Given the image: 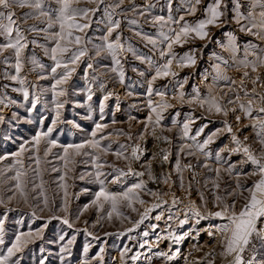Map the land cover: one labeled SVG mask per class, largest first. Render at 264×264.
<instances>
[{"label": "snow or ice", "instance_id": "1", "mask_svg": "<svg viewBox=\"0 0 264 264\" xmlns=\"http://www.w3.org/2000/svg\"><path fill=\"white\" fill-rule=\"evenodd\" d=\"M59 5L58 9L55 10V16L48 10H45L44 3L45 0H0V36L4 38V42L0 43V63L9 65V57L3 54L7 51H11L14 55L15 63L11 65L14 67L15 74L4 73L3 78L12 82L19 84V87L12 88V92L21 93L25 101L29 100L30 93L25 87L26 80L21 77L20 73L24 67V50L31 43L36 47H41L44 49L45 55L53 62V66L50 68L53 83L50 89L42 88L40 90L41 94L47 91L52 93V101L55 103L56 107V119H53V127H49L47 131H37L36 134L31 138V152L36 153L33 156L30 149L25 147V144H21L19 150L11 153L13 157V163L7 167L0 168V204L5 203L4 192H10L11 195L7 196V200L11 201L17 196L22 198L25 203L28 202V197L26 194V188L31 182L29 177V172L33 173L34 177H40L42 172L47 171V168L42 169V160L39 156L41 150L43 151V163L49 164L50 161L48 157L51 155L55 156L58 160L62 161L63 169L65 170L62 175L59 176V187L64 190L65 206L64 211L67 212V198L69 192L67 191L69 185L65 183L66 177L69 172L73 171V167L77 163V157H87L91 161L92 168L95 169L94 172L88 173L89 182L99 185V190L95 192L94 198L91 200L90 205L95 207L98 213L96 223L93 225L95 227L103 219L106 218L111 221L113 216L117 219H128L121 209L128 208L133 212L137 209L134 205L139 204L144 207V211L139 213V219L133 222V226L125 230V232H133L145 220L150 218L151 213L156 209H162L160 214L155 215L153 218L156 221L164 219L165 211L168 213L167 220H175L179 226H184L188 224L190 220L194 219L195 223L198 225L202 220H218L217 223L211 226L207 230V235L211 238L217 240L218 245L221 248L219 256L224 259L226 264H264V259H257V252L259 250H264V93L257 92L255 85L261 83V76L259 74V69L264 68V48H259L258 46L247 42L243 45L244 57L242 59H237L236 53L240 50V45L237 43V36L233 32L224 33L226 37V43L220 44V46L228 51L232 55L233 63L239 67L245 69L243 71L242 78L240 80V85L238 89H229L230 91H235V98H229L228 93H217L215 88L220 81H224L229 84H236V81L231 80L217 64L214 66L215 76L213 77L212 85L208 86L206 94H201L198 87L193 88L191 94H186L183 91L184 84L187 82V77H184L182 81L177 80L178 88L176 89V94H174L171 99L176 100L180 104L195 105L199 109L205 111L209 115H222L225 118L229 116L230 113L240 112L242 115H235L236 124L240 125L242 120H249L248 124H244L243 127L233 130L232 124L228 122L227 119L223 121V127L216 129L210 134L206 135L202 141L198 140L204 134L207 124L202 125L195 130L194 134H191V126L196 122L197 117L189 112L184 114L185 120L179 125L182 131V138L192 141V143L183 144L180 148V152H185L188 156L202 155L205 159H209L213 156L212 151L209 146L215 143L216 138L221 135L230 136V145H225L220 150L214 153L215 162L218 165L227 164V167L223 168V171L230 177L234 178L235 188L231 191L228 188L224 189V196L215 195L214 207L218 210L212 211L207 207V201L204 199L203 194H201L200 199L204 210H201L200 206H197L196 202L190 199L191 196V185H189V190L187 191L188 203L184 206L183 219H180L181 212L179 210L173 212V209L177 205L183 203V201L177 197L175 194H171L170 206L169 201L163 199V195H168V193L161 194L159 190H151L147 188V182L144 179H139L136 183H132L127 186L122 191L113 192L107 187L108 177L111 176L110 183L112 184H123L128 177L142 178L147 176L148 180L157 181L158 177L154 175L152 170V160H156L158 155L154 153L152 155V160L142 164L144 168L143 171H136L133 167L134 163H139L141 158L147 152L146 148H141L139 144L135 145H125L120 144L119 149L112 151V143L103 144L102 141L107 140L112 133L107 136L99 135L103 133L104 129L108 127L107 124L96 123L95 127L91 131V138L78 144H67L59 145L55 139L51 138L54 126L57 124L60 117V109L64 107V103L60 101V97H65L67 95V90L64 85H67L71 80L73 74L76 72L77 67L85 57H89V52L94 51L95 55L89 57L90 60L96 61L98 59H109L111 60V67L108 68L107 65L104 67L108 68V71L114 73L121 84L125 81V72L121 57L125 56L127 53H131L132 56L146 63L150 70H152V75L147 81V107L150 112L147 120L144 122V132H141L138 136L139 140H144L146 134H149V126H151L150 134L157 141L163 140L165 143L170 144L171 140L167 136H162L157 133L159 128L161 132L165 129L162 126V121L164 120L163 113L169 108L174 107L172 103L166 99L167 92L160 91L153 88V84L156 80L172 77L176 78L179 76V72L176 69L191 68L197 63V49H189L188 52L184 54H178L174 51V46L183 47L185 44L193 40L209 41L211 42L212 37L209 34L210 27L219 28L226 23H228V14L231 13V19L239 25V30L246 35H252L260 40H264V0H249V10L245 14L243 11L242 0H212L204 7L203 18L197 20L195 23H189L185 15L179 16L178 19L173 18L170 14L167 18L162 15L153 16L151 23L159 26V31L157 37H153L146 33L136 32L135 35L140 36L145 42L146 46L150 45L153 51L159 52L160 60L163 63H158L153 61L148 56L139 55L135 49L132 47H125L122 43V38L119 34L112 39L113 33L120 28L121 21L113 20V15L116 9L120 8L124 4V0H119L118 3L108 4L105 7V13L108 19V27L105 35L100 37V43H93L91 39L86 36H81L78 33H84L86 29L90 27L91 17L90 13L95 14L99 11L100 5L105 3V0H88L89 3L96 4L95 8H82L79 7L80 0H56ZM172 0H168L169 10H171ZM186 5L185 13L188 16L195 15L198 7L203 3V0H183ZM231 4V7H229ZM14 7L19 8H30L32 11L24 13L21 19L27 20L28 18L41 19V23H46V28L37 29L35 25L29 27L27 31L34 33L43 32L45 37L52 43L49 48L45 45H40L37 40L33 39L29 41L25 35V30L22 29L17 20L14 19L16 13L12 10ZM153 7L151 3L146 5L144 11H139L138 15L145 16L147 10ZM259 8L258 12L255 9ZM111 9V11H109ZM133 12H137V7H133ZM6 21V22H5ZM129 24H137V20L132 19L128 21ZM175 25L176 27H171ZM167 28V31L164 29ZM52 29H57L56 31H51ZM217 43H220L217 41ZM91 44V49L88 45ZM207 45H205L206 47ZM202 51V50H201ZM213 57L220 59L213 53ZM253 57V59H249ZM30 63L34 66L43 70L45 65L40 64L35 57L29 58ZM224 63H227L225 61ZM88 69H93V63L87 64L85 70V75L88 74ZM251 73H257V75L252 78ZM59 70V71H58ZM133 71H138L133 69ZM140 75H145L144 72H140ZM47 76L41 75L39 79H46ZM250 79L253 84L251 91L245 90L244 81L245 79ZM93 80H97L98 77L93 76ZM100 88H104L105 84L100 83ZM3 89H8V84H3ZM35 87V86H34ZM167 87V86H165ZM261 87L264 88V83H261ZM91 93V88L88 89ZM240 93H243L241 96ZM155 94L160 97L158 101H153L152 96ZM113 93L106 94L100 103V112H104L105 101H107ZM128 95H132L131 92ZM34 97L31 100V107L27 109L29 113L36 108L39 103L40 96L36 93H32ZM88 99L91 100L92 96L89 94ZM0 105L4 108L17 105V101L9 97L6 91H0ZM179 113L176 114L178 116ZM14 117H17L16 113H13ZM153 116L155 117L153 119ZM176 116L172 117L171 123L173 126L178 125ZM103 115H101V120H103ZM135 119L134 117H130ZM5 117L0 115V123H3ZM31 123V121H29ZM115 123V121H113ZM244 128H250L252 134L255 138V142L260 145L259 149H253L251 144L248 143L249 136L244 135L243 140L240 139L238 133L243 132ZM171 131V128L167 129ZM116 135H127L129 140H132L131 133H123L122 130H117ZM29 143V142H25ZM43 146V147H42ZM57 147L63 148L62 154L53 153V149ZM130 148V152H129ZM114 155L117 159H122L126 161V171L123 168H118L114 165L107 164L106 161L102 160L103 156H107L109 152ZM30 152L28 159L34 160L35 167L32 164H25L24 154ZM227 152L229 157L236 154H241L242 159L237 163H229L223 157L222 153ZM162 155L159 159L162 163H167L169 161L170 151L165 148L160 149ZM7 159L6 156H0V161ZM87 162V161H85ZM247 165H251L250 171H243V168ZM71 166V167H70ZM105 167H110L112 171L110 173H105L103 169ZM192 165H184L185 169H190ZM203 167L208 168L210 171L213 170L209 167L207 163L203 164ZM52 171H60L53 167ZM175 171L179 174L182 172L180 153H177V159L175 162ZM216 172V180L213 181V187L215 189L220 188V184L217 181L222 180L221 177V167L214 169ZM12 172L13 175H7V173ZM257 177L256 179H252ZM80 179H84V175L80 176ZM252 179L251 185L247 184L246 181ZM244 180L245 183H241ZM8 181H13L12 187H7ZM164 183H169V178L164 179ZM37 187L41 188V196H43V190L41 186L33 185L35 190ZM171 187V185H169ZM183 178L181 176V188H183ZM87 191V189H85ZM141 193L145 195L152 196L154 202L148 204L141 196ZM247 193V195H245ZM227 196L233 197L231 203L226 200ZM237 198H243L244 203L237 211ZM44 204L47 206L48 200L44 198ZM89 204L84 206L80 215L83 211L88 210ZM33 215L35 213L33 212ZM50 219H62V222L69 228L73 227L67 216L61 218L55 215L51 216ZM79 219V216H77ZM3 221L0 220V225ZM149 227L155 231L158 227L157 224H151ZM172 229V225L164 229L167 235L158 236L160 240H168L172 244H180L182 240L190 236L189 232H184L183 234H177ZM80 231V230H78ZM83 232L87 236H92L93 239H99L95 237L93 233L89 232L87 228L83 229ZM125 232L119 233V235H125ZM43 229L36 232H17L15 237L10 242V246H6L5 252H0V264H20L19 259H14L17 253H20L28 244L34 242L37 239L42 238ZM105 235H112L111 233H105ZM144 237L149 235L148 231L142 233ZM199 232L193 239L198 237ZM65 236L61 235L59 237L60 241H64ZM76 237L73 236L67 241L66 244L60 247V259L63 262L64 255H72L71 245L74 244ZM129 239H134V237H129ZM148 244L147 240H144L140 244L141 248H144ZM0 245H5V240L3 238V229L0 227ZM91 244H86L83 247V258L80 264H92L93 261H98L99 264H104L103 253L105 248L100 246L99 251L91 259H88V253L91 248ZM199 250V247L197 248ZM43 251V249H41ZM131 249L125 246V248L120 253L121 264H124L125 257ZM249 252L250 256L245 259L244 253ZM179 255V249H177L172 254L165 252H157L155 256L165 257L166 260L171 261L176 259ZM215 247L205 254V257L212 256L213 260H209L208 264H214L215 258ZM231 257V259H229ZM133 262L139 259V255H132L130 258ZM149 259V264L151 262V257ZM187 261V257H185ZM40 264H45V260H41ZM199 264V262H198Z\"/></svg>", "mask_w": 264, "mask_h": 264}]
</instances>
